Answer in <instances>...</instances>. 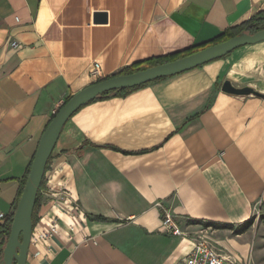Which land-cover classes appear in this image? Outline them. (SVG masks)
I'll return each mask as SVG.
<instances>
[{"label": "crops", "instance_id": "obj_1", "mask_svg": "<svg viewBox=\"0 0 264 264\" xmlns=\"http://www.w3.org/2000/svg\"><path fill=\"white\" fill-rule=\"evenodd\" d=\"M260 12L264 0H0V225L52 115L95 83L94 63L106 79ZM244 48L79 108L46 166L32 235L53 222L57 233L32 242L26 264H183L190 233L219 231L187 218L249 220L264 202V47ZM225 80L260 96L223 93ZM159 201L189 236L162 232Z\"/></svg>", "mask_w": 264, "mask_h": 264}, {"label": "water", "instance_id": "obj_2", "mask_svg": "<svg viewBox=\"0 0 264 264\" xmlns=\"http://www.w3.org/2000/svg\"><path fill=\"white\" fill-rule=\"evenodd\" d=\"M264 41V29L253 34L241 33L223 42L210 45L174 61L159 64L126 75H115L95 82L72 95L55 113L38 143L30 170L17 202L8 239L3 248L0 264H26L33 232L32 215L36 196L45 174L47 162L52 155L61 131L72 115L83 105L103 93L130 89L161 78L172 77L212 61L221 59L233 51ZM223 93L233 96H260L251 87L238 88L225 80Z\"/></svg>", "mask_w": 264, "mask_h": 264}, {"label": "trees", "instance_id": "obj_3", "mask_svg": "<svg viewBox=\"0 0 264 264\" xmlns=\"http://www.w3.org/2000/svg\"><path fill=\"white\" fill-rule=\"evenodd\" d=\"M263 29H264V12H260L257 16L251 18L250 20H248V21H246V22H244V23H242L240 25H237V26H235V27H233V28L221 33L220 35H218L217 37H215L214 39H212L210 41L203 42V43H200V44H196V45H194V46H192V47H190V48H188L186 50H183L181 52L172 53V54H166L164 56L153 57V58H149V59L137 62L135 64H132L129 67L123 68L116 75L131 74V73H134V72L139 71V70H143V69H146V68H149V67H153V66H156V65H159V64H163V63H167V62H170V61H174V60L179 59V58H181L183 56L189 55V54L194 53V52H196L198 50L206 48V47H208L210 45H214V44L223 42L225 40H228V39H230V38H232V37H234L236 35H239L241 33L253 34V33H255L257 31H260V30H263ZM163 79H166V78H161V79H158V80H163ZM101 80H103V79H100V80H98L96 82H99ZM158 80H156V81H158ZM149 83H151V82H149ZM149 83H146V84H143V85H140V86H137V87H133V88H130V89H123V90H118V91L106 92V93H103L100 96H98L93 101L106 99V98H108L110 96H114V95H116V96H124V95H126V94H128V93H130V92H132V91H134L136 89L145 87ZM68 100H69V98H67L65 100V102H67ZM93 101H90V102H93ZM54 116H55V114L52 115L51 119ZM50 159H51V157L49 158V160ZM49 160H48L47 164L49 163ZM29 170H30V166H29V168H28V170L26 172V176H25L24 180L22 181V184H21V187H20V190H19V194H18L17 200L15 201V203H14V205L12 207L11 214L9 216H5L3 224L0 225V259L2 258L3 248H4L5 244H6L7 239H8V235H9V232H10V227H11V223H12L13 214H14L17 202L19 200V197L21 195L22 188L24 187V184L26 182ZM44 182H45V178L43 176V179L41 181V184H40L37 196H36L34 209H33V215H32L33 227H34V225L36 224V222L38 220V211H39V208H40V206L42 204V201H43V196L41 194V189L44 186ZM97 219L104 220L103 218H100V217L97 218ZM186 222H187V224H190V225H200L203 228L210 227L213 230L232 229L231 228L232 225H230V224H221V223H216V222H208V221L194 220V219H188V218L186 219ZM250 226H251V218L249 220H247L246 222L240 224L238 226V228H236L233 232L236 235L243 234Z\"/></svg>", "mask_w": 264, "mask_h": 264}, {"label": "rangeland", "instance_id": "obj_4", "mask_svg": "<svg viewBox=\"0 0 264 264\" xmlns=\"http://www.w3.org/2000/svg\"><path fill=\"white\" fill-rule=\"evenodd\" d=\"M263 47L264 41L245 46L246 49L250 50ZM221 84L222 83H219L218 87H221ZM238 226L239 225H232V229H223L214 233L202 231L200 233L190 234L193 237H204L209 243L216 245L217 248L221 250L222 255L235 259L238 264H242V259H237L234 255H238L241 258L247 257L246 263L243 264H264V202L259 201L254 203L251 226L243 234H234L233 231L238 228ZM186 234L188 236L190 235L189 233ZM223 243H227V245Z\"/></svg>", "mask_w": 264, "mask_h": 264}, {"label": "built area", "instance_id": "obj_5", "mask_svg": "<svg viewBox=\"0 0 264 264\" xmlns=\"http://www.w3.org/2000/svg\"><path fill=\"white\" fill-rule=\"evenodd\" d=\"M15 21H18V19L15 18ZM11 46L13 48H17L18 45L16 42H12ZM90 76L95 80V82L103 78L98 63L93 64ZM156 206L159 207L162 232L170 236L185 237L187 234L182 229L177 220V216L173 213L172 209L160 201L156 203ZM56 233L57 225L53 222L48 225L46 230H43L36 238H33L32 235L30 244L32 242L36 243L40 241H47ZM190 240L192 242V247L185 257L183 264H238L235 259L219 253L216 248L204 237L192 236Z\"/></svg>", "mask_w": 264, "mask_h": 264}]
</instances>
